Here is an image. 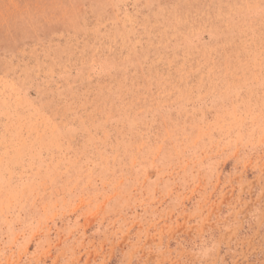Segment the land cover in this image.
I'll return each mask as SVG.
<instances>
[{
  "label": "rangeland",
  "instance_id": "374dc122",
  "mask_svg": "<svg viewBox=\"0 0 264 264\" xmlns=\"http://www.w3.org/2000/svg\"><path fill=\"white\" fill-rule=\"evenodd\" d=\"M0 264H264V0H0Z\"/></svg>",
  "mask_w": 264,
  "mask_h": 264
}]
</instances>
